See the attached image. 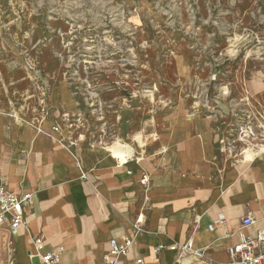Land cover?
<instances>
[{"label": "rangeland", "instance_id": "rangeland-1", "mask_svg": "<svg viewBox=\"0 0 264 264\" xmlns=\"http://www.w3.org/2000/svg\"><path fill=\"white\" fill-rule=\"evenodd\" d=\"M0 112L5 130L50 121L83 144L125 147L127 160L153 155L177 114L209 118L230 140L216 144L219 161H254L264 156V0H0ZM14 254L5 232L0 264Z\"/></svg>", "mask_w": 264, "mask_h": 264}, {"label": "crops", "instance_id": "crops-1", "mask_svg": "<svg viewBox=\"0 0 264 264\" xmlns=\"http://www.w3.org/2000/svg\"><path fill=\"white\" fill-rule=\"evenodd\" d=\"M52 101L57 104L56 97ZM2 116L0 183L17 195L33 194L25 226L14 237V264H43L29 255L39 236L45 252L60 254L63 264H103L110 241L132 235L139 218L142 232L126 264L137 258L144 264H188L192 258L151 252L160 244L188 242L203 251L204 263L223 264L241 234L264 227V156L227 167L217 158L219 135L209 118L177 114L153 155H132L123 165L106 145L81 143L77 154L90 173L82 181L69 134L62 133L61 143L50 121L40 130L15 124L5 130ZM219 216L225 224L211 232ZM245 217L256 224L242 229Z\"/></svg>", "mask_w": 264, "mask_h": 264}, {"label": "built area", "instance_id": "built-area-1", "mask_svg": "<svg viewBox=\"0 0 264 264\" xmlns=\"http://www.w3.org/2000/svg\"><path fill=\"white\" fill-rule=\"evenodd\" d=\"M46 100V92L43 91L39 97V103L42 110H45L44 106L46 105ZM13 118L15 119V117ZM63 119L67 122L70 118L65 115ZM23 122L22 119L21 121H18V123ZM41 122L42 121H39V126L36 125L37 127L34 128L40 130ZM247 130L252 134V127H247V129H243V138L246 137V132L244 131ZM51 132L58 134L61 143H65L66 139L62 136V127L60 125L55 124L51 128ZM242 139L238 138V140L235 141V139L232 138V143L241 142L243 141ZM82 141V136H79L77 139H71L69 140L68 148L74 156L76 167L80 173V179L82 181H89L90 173L84 168L77 154V149ZM229 142L230 140L226 139V137L221 139L220 136H218V143L222 150L226 149ZM144 181L146 180L144 179ZM32 202V193L29 192L23 195H17L11 192L4 183H0V227L6 228L12 237H17L20 234L21 229L25 226V212L32 206ZM142 224L143 220L142 218H139L133 227L132 235L125 236L122 239H112L110 241L109 250L103 258V264H126L133 251L137 237L142 232ZM224 224L225 219L223 216H219L214 224L210 225L208 229L212 232L215 226H223ZM255 224V219L252 217H245L241 221V228L248 229ZM33 246L34 250L30 252V257H38L43 264H63L61 262L60 254L45 252V239L43 236L34 238ZM166 250L176 253L181 259L192 258L188 264H206L203 261V251L195 249L190 242L185 244L173 243L169 246L160 244L154 247L151 252L154 255H159ZM227 254L228 261L223 264H264V227L257 230L255 234H241L238 243L228 248ZM133 264H144V260L142 258H137Z\"/></svg>", "mask_w": 264, "mask_h": 264}, {"label": "bare ground", "instance_id": "bare-ground-1", "mask_svg": "<svg viewBox=\"0 0 264 264\" xmlns=\"http://www.w3.org/2000/svg\"><path fill=\"white\" fill-rule=\"evenodd\" d=\"M1 114L4 115L3 113L0 112V115ZM13 117H15L16 120L21 121V119H19L18 117H16V116H13ZM245 132H246L245 133L246 137H250L251 134H250L249 130H247ZM252 135H253V132H252ZM112 154L116 158V160H118V162L121 163L122 165L128 162L127 158L125 157V154H126L125 147H123L121 145L114 147L112 150ZM248 157L253 158L252 152H248Z\"/></svg>", "mask_w": 264, "mask_h": 264}]
</instances>
